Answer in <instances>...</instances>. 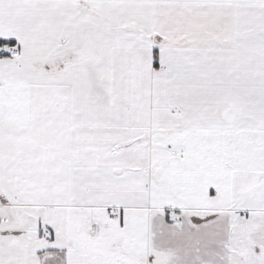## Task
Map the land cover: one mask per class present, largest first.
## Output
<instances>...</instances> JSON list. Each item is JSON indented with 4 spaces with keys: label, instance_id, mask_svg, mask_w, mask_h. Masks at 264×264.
Masks as SVG:
<instances>
[{
    "label": "snow or ice",
    "instance_id": "1",
    "mask_svg": "<svg viewBox=\"0 0 264 264\" xmlns=\"http://www.w3.org/2000/svg\"><path fill=\"white\" fill-rule=\"evenodd\" d=\"M0 264H264V0H0Z\"/></svg>",
    "mask_w": 264,
    "mask_h": 264
}]
</instances>
